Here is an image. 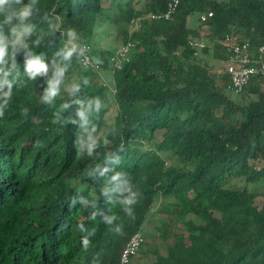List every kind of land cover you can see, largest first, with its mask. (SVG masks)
Wrapping results in <instances>:
<instances>
[{
	"label": "trees",
	"instance_id": "obj_1",
	"mask_svg": "<svg viewBox=\"0 0 264 264\" xmlns=\"http://www.w3.org/2000/svg\"><path fill=\"white\" fill-rule=\"evenodd\" d=\"M113 1L40 0L42 15L34 22L43 28L42 16H54L61 32L74 29L90 45L96 27L108 22L122 34L121 43L134 45L121 68L111 71L114 92L77 60L67 76L76 81L86 76L90 84L74 96H61L54 107L40 101L42 81H23L14 90L0 118V264H116L156 205L180 227L169 230L161 223L162 238L172 240L163 253L153 250L150 264H264V76L253 77L235 93L237 100L228 94L227 75L197 56L202 51L224 61L222 38L231 29L250 46L264 44V0H180L169 19L142 17L165 10L169 0H147L141 8L130 0ZM204 11L212 16L189 27L190 13ZM190 38H203L206 45L193 47ZM64 39L59 32L45 36L36 51L51 58ZM115 49L92 47L90 54L103 61L101 70H109ZM109 93L117 111L114 122L104 125ZM84 95H98L107 104L97 124L109 143L97 156L122 149L119 170L131 175L142 194L135 219L100 196L103 179L86 177L98 161L77 155L75 126L53 123L63 99L72 105L67 117L75 113L73 101ZM22 108L29 109L26 116ZM81 196L98 199L105 213L111 209L123 235L99 217L91 220ZM72 198L77 202L71 207ZM81 223L95 233L88 251L81 245Z\"/></svg>",
	"mask_w": 264,
	"mask_h": 264
},
{
	"label": "clouds",
	"instance_id": "obj_2",
	"mask_svg": "<svg viewBox=\"0 0 264 264\" xmlns=\"http://www.w3.org/2000/svg\"><path fill=\"white\" fill-rule=\"evenodd\" d=\"M41 15L40 0H0V118L4 117L9 108L14 90L22 87L23 81H42L40 101L47 107H54L63 92L74 96L90 84V79L85 76L66 85L73 61L83 60L88 51L87 45L74 29L68 28L61 32L54 16L43 15L42 20L46 28L41 27L34 22V18ZM58 32L66 39L55 49L51 58L36 51L45 36L55 37ZM102 63L99 57L90 60V64L94 66ZM84 67L87 69L89 64ZM108 71L111 73L112 70ZM102 72L103 70L101 75ZM73 103L77 106L74 115L65 117L64 114L72 105L63 99L53 112V123L75 126L73 144L77 155L98 161L89 166L85 172L86 177L93 181L103 179L100 196L105 198L106 203L122 208L129 218L135 219L134 206L140 201L142 194L135 188L131 175L119 170L123 163L120 154L122 149L105 151L102 159L97 156L101 146L106 147L109 143L107 137L101 139L99 136L97 124L101 112L107 107L105 100L98 95H84ZM28 111V108H22L21 114L26 116ZM111 134H115V129H112ZM78 199L83 208L91 210V220L99 217L110 231L123 235V227L117 223L119 217L111 209H108L107 213L103 212L98 199L83 196ZM76 202L77 199L72 198L70 206H74ZM78 227L81 233H85L81 237L82 248L88 251L92 243L90 238L95 233L83 223Z\"/></svg>",
	"mask_w": 264,
	"mask_h": 264
},
{
	"label": "built area",
	"instance_id": "obj_3",
	"mask_svg": "<svg viewBox=\"0 0 264 264\" xmlns=\"http://www.w3.org/2000/svg\"><path fill=\"white\" fill-rule=\"evenodd\" d=\"M180 0H169L166 4L165 10L156 13H148L142 17L148 19L164 18L169 19L171 14L175 11ZM212 16L211 11L201 12L198 16L200 23L205 21ZM141 17L135 18L131 29L137 27ZM189 44L196 48H202L206 45L203 39L190 38ZM222 43L227 53V58L223 61L222 73L226 74L229 80L228 89L234 93L242 91V89L250 82L255 76H264V44H260L256 47L250 46L248 40L243 37L242 34L231 29L227 31L223 38ZM87 45L88 51L86 56L80 62V65L84 67L85 64H89L88 68L94 70L98 79H100L101 85L108 86L109 89L114 92L108 83L105 82L104 77L101 75V66H94L90 64L92 59L90 54V45ZM134 43L131 40L121 43L113 52L109 58L111 70L121 68L124 61L129 58V53ZM145 242V238L142 230H136L133 232L124 246L121 248L118 260L116 264H130L134 256L137 255Z\"/></svg>",
	"mask_w": 264,
	"mask_h": 264
},
{
	"label": "rangeland",
	"instance_id": "obj_4",
	"mask_svg": "<svg viewBox=\"0 0 264 264\" xmlns=\"http://www.w3.org/2000/svg\"><path fill=\"white\" fill-rule=\"evenodd\" d=\"M118 0H114L113 3ZM122 2H125L126 0H119ZM147 0H130V3L135 8H141L145 5ZM112 3V5H113ZM118 5H115V8L117 10ZM114 5L110 8L109 13L113 15ZM196 12L190 13L188 16V22L190 21V26L192 27V21L196 22ZM194 27V26H193ZM206 26H202V36L204 37V40L206 41L205 33L207 32ZM116 26L114 24H110L108 22H104V25H100L99 27H96V30L91 38V48H97V49H113L117 48L120 43L122 42V34L120 32H116ZM203 39V38H202ZM207 42V41H206ZM197 56L201 58V61H206V63L209 65L210 69L214 72H221L223 69V61H217L215 60L210 53L205 52H198ZM98 82H101L100 79L97 80ZM72 82H76L75 75H69L66 79V85L70 84ZM105 82L108 83V79L105 78ZM110 94V108L109 111L106 114L105 117V123L104 125H110L114 122V117L117 111V107L114 104L111 93ZM230 96H232L234 99L237 98V95L233 92H228ZM62 96L66 97L69 96L67 92H63ZM158 139V138H157ZM167 165L172 163V160L166 159ZM242 186L250 187L249 184H242ZM157 206V205H156ZM156 206L152 208L151 213L147 217L146 221L142 225V232L145 238V243L143 244L141 250L138 251L137 255L134 256L131 260L130 264H150L151 261L154 258L153 250L159 249V252H164L165 243L172 240V237H169L167 240L163 239L160 233L159 228L161 227V223L164 221L168 224L169 230L171 229H178L180 225L176 223L171 216H169L164 211H158L156 209Z\"/></svg>",
	"mask_w": 264,
	"mask_h": 264
},
{
	"label": "crops",
	"instance_id": "obj_5",
	"mask_svg": "<svg viewBox=\"0 0 264 264\" xmlns=\"http://www.w3.org/2000/svg\"><path fill=\"white\" fill-rule=\"evenodd\" d=\"M192 27L190 26V21L188 22V26L191 27V28H194L196 26L199 25V20H198V15L196 16V22L195 21H192ZM194 26V27H193ZM102 76L106 79H108V81L110 82L111 81V73L110 71L108 70H103L102 72Z\"/></svg>",
	"mask_w": 264,
	"mask_h": 264
}]
</instances>
